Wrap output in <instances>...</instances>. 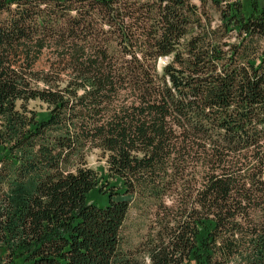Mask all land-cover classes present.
<instances>
[{"label": "trees", "instance_id": "obj_1", "mask_svg": "<svg viewBox=\"0 0 264 264\" xmlns=\"http://www.w3.org/2000/svg\"><path fill=\"white\" fill-rule=\"evenodd\" d=\"M198 1L0 0V264H264V5Z\"/></svg>", "mask_w": 264, "mask_h": 264}, {"label": "rangeland", "instance_id": "obj_2", "mask_svg": "<svg viewBox=\"0 0 264 264\" xmlns=\"http://www.w3.org/2000/svg\"><path fill=\"white\" fill-rule=\"evenodd\" d=\"M253 0H246V3L250 5ZM194 3L199 5L198 0H194ZM260 4L264 5V0H260ZM164 64V61H161ZM29 109L41 112L45 110V106L39 102H31L29 104ZM87 166L94 170L97 173L106 170L107 163L104 157V154L101 151L94 150L88 154L86 160ZM152 207V206H151ZM150 207V208H151ZM151 213H153L152 209H146L145 206L141 205L134 208L130 214L129 226H128V235L130 240L138 245L141 241L148 236L150 229L152 228L151 221Z\"/></svg>", "mask_w": 264, "mask_h": 264}]
</instances>
